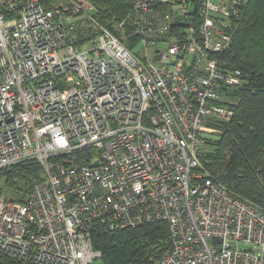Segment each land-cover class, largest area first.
I'll use <instances>...</instances> for the list:
<instances>
[{
	"label": "built area",
	"instance_id": "obj_1",
	"mask_svg": "<svg viewBox=\"0 0 264 264\" xmlns=\"http://www.w3.org/2000/svg\"><path fill=\"white\" fill-rule=\"evenodd\" d=\"M122 1L106 26L97 0H0V171L42 169L1 201L0 264H100L96 229L157 222L153 264H264V211L200 171L249 0Z\"/></svg>",
	"mask_w": 264,
	"mask_h": 264
},
{
	"label": "trees",
	"instance_id": "obj_2",
	"mask_svg": "<svg viewBox=\"0 0 264 264\" xmlns=\"http://www.w3.org/2000/svg\"><path fill=\"white\" fill-rule=\"evenodd\" d=\"M97 2L101 11L99 21L106 26L110 17L119 20L126 14L122 0ZM222 61L228 69L241 72L242 82L231 91L230 101L226 99L233 116L215 124L218 137L208 138L202 147L200 171L264 211V0H249ZM205 148L211 152L207 153ZM41 174V166L35 160L0 171L6 193L18 202L26 200L40 182ZM93 239L101 252L100 264H153L168 252L171 244L165 222L122 230L98 228Z\"/></svg>",
	"mask_w": 264,
	"mask_h": 264
},
{
	"label": "rangeland",
	"instance_id": "obj_3",
	"mask_svg": "<svg viewBox=\"0 0 264 264\" xmlns=\"http://www.w3.org/2000/svg\"><path fill=\"white\" fill-rule=\"evenodd\" d=\"M236 24H235V28H236ZM234 35H235V31H234ZM128 47L129 48H131V45H129L128 44ZM233 89H229V90H227V93L225 94V99H227V101H230V97H231V94H232V91ZM215 132H217L216 134H215ZM214 135H211L210 136V138H211V140H213V139H216L218 136H217V134H218V129L216 130V131H214V133H213ZM205 151L207 152V153H210L211 152V149L210 148H205ZM3 199H12V198H10L9 196H8V194L6 193V191H5V189H4V183H3V177L2 176H0V205H1V201L3 200ZM99 264V263H98Z\"/></svg>",
	"mask_w": 264,
	"mask_h": 264
}]
</instances>
